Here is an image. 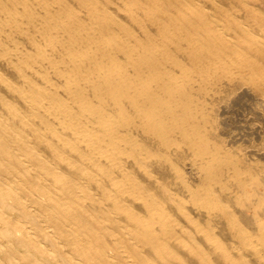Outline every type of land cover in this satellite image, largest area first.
Here are the masks:
<instances>
[{
	"label": "bare ground",
	"instance_id": "1",
	"mask_svg": "<svg viewBox=\"0 0 264 264\" xmlns=\"http://www.w3.org/2000/svg\"><path fill=\"white\" fill-rule=\"evenodd\" d=\"M0 264H264V0H0Z\"/></svg>",
	"mask_w": 264,
	"mask_h": 264
}]
</instances>
